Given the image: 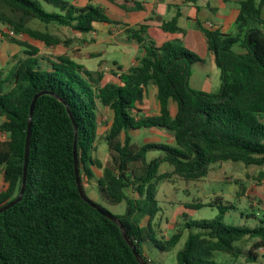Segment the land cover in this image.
<instances>
[{
  "label": "trees",
  "instance_id": "16d2710c",
  "mask_svg": "<svg viewBox=\"0 0 264 264\" xmlns=\"http://www.w3.org/2000/svg\"><path fill=\"white\" fill-rule=\"evenodd\" d=\"M43 2L57 12L46 11ZM122 7L128 12L145 9L135 0H126ZM263 11L264 0H244L235 34L202 27L220 70L221 88L212 93L190 85L194 65L204 60L181 40L157 44L148 36L146 24L126 29L143 55L129 71L121 67L113 70L114 81H106L104 70L90 71L68 54L54 58L42 53L41 46L67 48L70 40L63 42L50 32L29 27V21L57 24L80 35L94 32L97 25L121 24L93 0L83 6L78 0L75 4L65 0H0V23L40 44L9 36L10 42L24 50L8 71L0 69V134L6 137L0 140V170L5 183L0 208L20 194L31 103L37 94L48 93L38 99L32 118L25 193L20 203L0 214V264H140L120 225L81 198L74 166L75 141L85 194V182H92L102 170L97 178L98 193L109 204H126L125 213L114 216L147 264H157L146 252L147 242L167 252L182 238L180 230L164 242L155 238L161 181L173 182L177 177L186 182L201 181L224 162L264 167V124L258 118L264 114ZM162 30L182 32L177 17L164 22ZM151 87L157 90L160 111L147 116L143 107ZM103 111L112 114L109 124L100 119ZM143 128L171 132L177 146L135 143L133 134ZM101 139L108 147L107 165L95 155ZM151 151L161 154L148 161ZM164 164L173 171L161 174ZM255 179L263 181L264 171ZM239 190L245 195L248 189L240 186ZM204 206L194 203L187 208ZM208 206L218 207L216 219L190 221L185 215L184 228L200 231L189 235L177 264H223L215 260L217 253L237 259L242 251L235 244L244 239L254 240L246 261L260 258L264 223L255 228L227 225L224 217L234 207L225 205L222 198Z\"/></svg>",
  "mask_w": 264,
  "mask_h": 264
},
{
  "label": "rangeland",
  "instance_id": "374dc122",
  "mask_svg": "<svg viewBox=\"0 0 264 264\" xmlns=\"http://www.w3.org/2000/svg\"><path fill=\"white\" fill-rule=\"evenodd\" d=\"M65 1L75 4V0ZM99 2L93 0V3L98 6L101 4L107 5L109 3H114V0H99ZM257 2L260 3L261 0H257ZM42 4L46 11L57 12L55 7L45 2ZM28 26L43 32H50L63 42H66L67 39L70 40L69 47L67 48L64 45L49 48L41 46V52L46 53V55L57 58L61 55L69 54L77 59L76 62L85 66L90 71H97L99 66L102 65L111 67L113 65L104 54L100 56L91 54L92 50L95 49H107L106 44H96V38L93 37L91 33L80 35L67 27L57 24H44L39 20L29 21ZM103 27L105 26H98V29L101 30ZM260 28L264 32V25L260 26ZM0 31V69H2V71H8L15 62V57L20 56L24 48L10 42L8 26L0 23ZM19 41L32 43L37 46L40 45L26 36L23 40ZM109 48V50H112L111 47ZM235 50H238V48ZM206 58V64H195L193 71L195 74H200L201 77L208 75L210 79L207 84L210 83L209 88L212 93H217L221 88L220 70L215 66L214 62L210 61V58ZM147 101L150 103L148 104L147 110L153 111L157 99L155 97H147ZM111 116L112 114L110 111H103L101 112L100 119L103 123L109 124ZM258 118L260 122L264 124V114L259 115ZM133 135L134 142L140 145L154 143L166 144L173 147L177 146L172 133L165 129L143 128ZM160 154L159 151H151L148 153L147 159L151 161ZM95 155L104 165H107L110 161L105 139L99 141L98 151ZM172 171L173 168L168 164L162 165L160 169L161 174ZM262 171H264V167H246L242 163L224 162L216 165L211 174L201 181L186 182L179 177L175 178L173 182L161 181L158 184L156 197L159 203L160 213L154 223V229L156 231L155 238L160 242H164L179 230L182 231V238L176 247L167 252L161 251L151 242H147L145 249L149 258L157 264H177L178 253L183 249L189 235L200 231L198 229L184 228L185 215L188 216L190 221L216 219L219 216L218 207H210L208 204L215 201L217 198H222L225 205H232L234 207V209L230 210L224 217V222L227 225L235 227L247 226L250 228L262 225V223H264V180L258 181L255 179L259 172ZM101 175L102 170H98L92 182H85L87 197L113 215L118 216L124 214L126 211L125 203L112 205L103 201L100 197L97 187V178ZM240 186L248 189L245 195L241 194L239 190ZM194 203H203L205 206L200 209L187 208V205ZM253 242L254 240L244 239L235 244V247L242 251V255L237 259L227 254L217 253L215 255V260L223 264H264V248L259 251L261 255L260 258L253 262L246 261V253L249 251Z\"/></svg>",
  "mask_w": 264,
  "mask_h": 264
},
{
  "label": "crops",
  "instance_id": "0c3cea01",
  "mask_svg": "<svg viewBox=\"0 0 264 264\" xmlns=\"http://www.w3.org/2000/svg\"><path fill=\"white\" fill-rule=\"evenodd\" d=\"M95 1L99 2V0ZM125 1L114 0V3L101 4L100 6L105 8L111 18L121 24L111 26L97 25L96 30L91 33L96 38V44L100 45L103 43L107 45V49H95L92 50L91 54L96 56L104 54L113 64L112 67L106 65L99 66L98 70L107 72L105 76L106 81L115 80L111 75L113 70H118L121 67L124 72H127L131 67L138 65V59L142 57L143 50L140 49L137 42L128 38L126 29L137 27L141 24H146L149 27L148 36L157 44L181 40L187 49L196 53L204 60L202 65L206 64V57L210 58L211 62H214L202 27L205 29H219L224 34H235L240 5L244 0H197L195 3L189 0H135L143 4L145 9L143 11L131 12L122 7ZM78 2L81 5H85L87 0H78ZM176 17L178 19V26L182 29V32L172 34L163 31L162 24ZM209 24L211 25L210 28L208 27ZM98 26H105L106 28L103 27L105 32L103 28H101L102 31L99 30ZM109 47L112 50H109ZM209 79L208 75L201 77L200 74H195L193 71L190 85L198 91L212 92L209 88L210 83L207 84ZM147 97H157L155 87L149 89ZM148 101H146L143 107L145 115L159 114V103L156 101L154 110L150 111L147 110L148 104H150V101ZM1 123L2 119H0V125ZM4 138L0 134V140H4ZM4 189V176L0 170V193Z\"/></svg>",
  "mask_w": 264,
  "mask_h": 264
},
{
  "label": "water",
  "instance_id": "95a60500",
  "mask_svg": "<svg viewBox=\"0 0 264 264\" xmlns=\"http://www.w3.org/2000/svg\"><path fill=\"white\" fill-rule=\"evenodd\" d=\"M44 94H48L47 92H42L40 94H37L32 103H31V107H30V121L28 124V130H27V139H26V147H25V161H24V175H23V185H22V189L20 191L19 196L12 202H10L9 204H7L4 207L0 208V214L7 211L8 209L14 207L15 205H17L18 203L21 202L23 195L25 193L26 190V181H27V175H28V167H29V158H30V150H31V140H32V118L34 116V112L36 109V104L38 102V99L44 95ZM71 118L72 114L69 112ZM73 123L75 125V129L77 131L78 127L76 122L73 119ZM76 136H77V132H76ZM73 155H74V166H75V173H76V182H77V187H78V192L81 196V198L87 202L91 207H93L94 209H96L102 216L108 218L111 221H115L116 223H118L122 229L123 232V236L127 242V244L129 245V247L132 249L133 254L135 255L136 259L139 261L140 264H147L145 263L143 260L140 259V255L138 254L135 245L133 244L132 240L130 239V237L128 236V234L124 231V228L122 226V224H120L119 219L116 218L114 215H112L110 212H108L107 210H105L104 208L100 207L99 205H97L96 203H94L93 201H91L87 195L85 194V191L83 189V185L81 182V178H80V168H79V153H78V148H77V141H75L74 143V150H73Z\"/></svg>",
  "mask_w": 264,
  "mask_h": 264
},
{
  "label": "built area",
  "instance_id": "2783aa9c",
  "mask_svg": "<svg viewBox=\"0 0 264 264\" xmlns=\"http://www.w3.org/2000/svg\"><path fill=\"white\" fill-rule=\"evenodd\" d=\"M208 27L210 28L211 25L209 24ZM8 35L12 38H16L18 40H23L25 38V35L24 34H16L13 30L11 29H8ZM6 139V137L4 138V140ZM263 253H264V250H263Z\"/></svg>",
  "mask_w": 264,
  "mask_h": 264
}]
</instances>
